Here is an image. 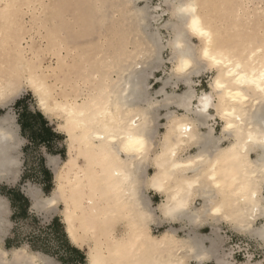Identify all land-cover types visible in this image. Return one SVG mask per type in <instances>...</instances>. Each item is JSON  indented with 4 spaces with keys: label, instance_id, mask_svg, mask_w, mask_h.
Wrapping results in <instances>:
<instances>
[{
    "label": "bare ground",
    "instance_id": "6f19581e",
    "mask_svg": "<svg viewBox=\"0 0 264 264\" xmlns=\"http://www.w3.org/2000/svg\"><path fill=\"white\" fill-rule=\"evenodd\" d=\"M61 1L0 0V107L11 105L28 87L44 115L62 121L58 130L67 138L68 158L49 157L54 172L50 195L44 197L34 187L25 190L32 209L60 211L71 243L88 246L87 264H236L234 249L225 247L222 221L255 240L264 252V6L260 0L258 5L257 0H162L153 9L138 5L150 0H86L91 5L75 13L76 27L69 25L72 33L66 19L59 18V12L53 14L63 10L56 7ZM22 2L39 3L43 15L52 13L56 23L57 18L62 20L47 32L48 47L68 48L67 56L59 60L61 66H54L55 70L67 67L60 92L48 81L52 73L47 76L39 65L21 57V8L27 6L22 7ZM163 5L171 12L162 25L171 33L166 44L153 26L169 12ZM112 9L119 12L116 20L121 23H115L117 36L108 38L105 49L93 39L81 40L75 49L69 38L59 34L88 36L104 22L105 14L112 19ZM167 47L171 68L157 79L162 85L154 90L149 81L163 69L162 52ZM206 50L222 62L214 64L206 58ZM207 71L212 74L209 88L198 92L194 77ZM217 80L223 88H216ZM180 84L185 86L182 93L177 91ZM161 117L164 123H159ZM214 121L221 122L218 135ZM129 133L144 141L143 153L118 150ZM23 143L14 116L0 117V181L12 184L19 179ZM153 177L160 178L164 191L150 186ZM149 190L161 195L157 205ZM8 214L7 202L0 196V264H46L24 247L2 249L1 237L10 226ZM158 221L167 222V227L155 235L152 227L159 229ZM210 221V234L195 231V225ZM175 223L186 224L184 235L179 236ZM120 225L123 231L117 232ZM252 259L246 264H263Z\"/></svg>",
    "mask_w": 264,
    "mask_h": 264
},
{
    "label": "rangeland",
    "instance_id": "374dc122",
    "mask_svg": "<svg viewBox=\"0 0 264 264\" xmlns=\"http://www.w3.org/2000/svg\"><path fill=\"white\" fill-rule=\"evenodd\" d=\"M45 1L47 2V0H45ZM108 1H110V0H108ZM258 1L259 0L255 1V4L258 5V3H259L261 6H264L263 0H260L262 2H260V1L258 2ZM25 2H26V0H25ZM25 2H22V3L24 4ZM161 2H162V0H150L149 3L140 2V3H138V5H139V7H143L146 4H148L153 9L154 7L159 6V4ZM26 3L24 5H22V7L27 5ZM35 4L32 6L27 5L23 8H21V9H23V10H21V14H22V17H21L22 20L21 21H23V22H21V25L25 28V29L23 28V34L20 38V41L18 38V45H20L22 47V50H23V56H21V57L24 58L28 62L30 61V64H32L34 67H36L35 65H37V66L39 65L40 70L42 68L41 71L45 72L46 75H47V73L48 74L52 73V75H50L51 77H49L47 75L48 81H49L51 86L53 83L58 86V87H55L53 85L55 92H57V91L60 92L59 88L61 87V89H62L63 88L62 86L65 85V84L63 85L64 80H62V78H63L62 75H64V74H62V73H64L63 70H66L67 67L63 66V70H60L59 68L57 70H55V68H57V66L60 65L59 60L64 59L63 57L67 56L68 48H66V46L63 44L61 45L62 48L60 46H58L53 50L50 47H48V45L50 43L48 41L47 32L50 33L51 31H54L53 29L56 28V27L53 28L54 25L57 26V25H59V23L60 24L62 23V22H60L62 20H59V18H61V16L66 19L65 20L66 25H68V26L73 25L72 26V28H73L74 27L73 21L75 22L74 16H76L75 13L79 9H80V11H78L79 13L80 12L82 13V11H84L85 9L87 10L89 8L88 5L89 4L91 5V2H87L86 0H75V1L74 0L73 1L72 0H64V2H62V1L58 2V4H57L58 6H56L57 9L60 6L61 9H63V10H59V11L56 10L55 12L53 11L55 9L48 10L50 12L53 11V14L59 12L60 16L58 15L59 18H57L58 19L57 23H56V19L53 20L54 17L52 15V13H50L51 14L50 17L52 18L51 19L50 17L46 16L47 13L45 15H43L44 13L41 10L39 11V9H37L39 7L42 8V6H40L41 4L39 5V3H37V5H39L38 7H36L37 5H35ZM29 7H30V9L28 10ZM169 7L170 6H168V5H163L162 9L169 11V9H170ZM33 8H36V12H34L35 10H33ZM111 11L113 12L115 10L112 9ZM39 12L40 13L42 12V15H43L42 17H41V14H39ZM155 13H156V11H155ZM157 13H162V12L159 11ZM36 15L39 17H37ZM58 16H56V17H58ZM119 16H120V14L117 11H115L112 19H109L110 17L108 18V15L105 14L103 16V17H105V19L101 20V22L102 21H104V22L101 25H97L94 28V31H91L92 33L88 36H86L82 33V35L79 34L81 37L79 35H78L79 36L78 37L76 33L75 34L73 33L75 35V37L77 36L75 38L74 35L71 33L74 32L73 29L76 26L73 29H71V26H69V27L67 26L68 30H70V31L72 30L71 33H67L68 30H65V32L68 34V36H64L63 32L61 33L60 31H57V33L60 32L59 34H61L63 38L64 37L66 39L69 38V39H67V41H71V43L73 44V46H71V47H73L75 49H76V45L78 43H80V42L82 43V41H84L83 43H85L86 40L89 41L92 39H93V44H96V46H98V47H100V46L102 47V45H103L102 48L105 49V47H107V45H108V43H107L108 38L114 39L113 37H115V35H116L115 31H117V30L115 29V26H116L115 23H117V24L121 23L120 20L119 21H117L118 19L116 20V17H119ZM41 18H43V19H41ZM170 18H171V12L169 11L168 13H165L163 15V17H161L157 22L153 23V26L155 27L154 29H159L161 37H162L165 44L167 43L166 41H168L171 38V36H170L171 33L168 30L163 29L162 25H164ZM67 20L72 21V22H69V21L67 22ZM52 21H54V22H52ZM38 22H41L40 23L41 25ZM37 24H39V25H37ZM160 26H162V27H160ZM51 28H53V29L50 31ZM70 31H68V32H70ZM69 34L71 36H69ZM70 37H72L73 39ZM70 39H72V40H70ZM127 40L129 41L130 39H127ZM194 42L197 44V40L196 41L194 40ZM85 46H86V44L83 47L85 48ZM89 47L87 48V46H86V49H88L89 54L96 56V52L93 50V48L90 47L93 50L92 51ZM62 49H64V50H62ZM59 52H61V53L59 54ZM97 52H99V51H97ZM10 53L11 54H10L9 58L11 59L13 55H12V52H10ZM52 54H53V56H52ZM170 57H171V49H169L167 47L162 52V59L164 60V63L162 65L163 69H160L158 72H156L155 76L157 75V77H155V78L152 77L149 81V83L153 89H154V87L152 86V83L154 82V80H157L158 78H163L164 71H166V72L170 71L171 63L168 61V59H170ZM33 60L34 61L36 60L35 64H34ZM66 60L70 61V57L67 58ZM8 61L11 62V60H8ZM54 66H55V68H54ZM46 68L50 69V70H47ZM53 70L57 73L56 76L53 74V72H54ZM58 70H60V71H58ZM58 72L60 73V76H59ZM211 75L212 74L207 71V73H205V74L203 73L199 77H196V79H194V81H196L198 84L196 86V88L201 89V91L202 90H208L207 86L211 80V78H210ZM53 77H54V79H53ZM51 80H52V82H51ZM59 80L62 82H60ZM87 80L89 81V78ZM161 85H162L161 83L158 84L154 90L159 89L161 87ZM86 88L87 87L85 84L84 90ZM171 90H172L171 88L168 89V91H171ZM184 90H185V86L183 84H181V86L179 85V88L177 89V91L179 93H182ZM201 91L198 90V92H201ZM26 112L29 115H33V114L39 115L41 113L44 115L43 111L41 110V107L39 106V102H38L36 95L33 92H31L28 87H24L21 94L15 99V101L11 105H9L7 107H4V106L0 107V117H3L4 115H7V114H11L14 116V118L16 120V124L18 125V128H19V136L22 138V140L24 142L23 146L21 147L22 148V158H21L22 163L19 159L20 164H21L20 165V177L16 181V182H18V184H16L14 188H15V190L16 189L21 190L22 188H24V193H25V190L28 187H34L41 192L42 196L46 197V196L50 195V192L48 193L46 190H44V189H46V187H44V184L47 183V186H48V182H54V172L50 168V166L48 165L49 157H58L61 161H64L68 158V147H67V141H66L67 138L65 135L61 134L60 131L58 130V126L62 121L59 118L57 119V117H54L53 119H51V118L44 115L46 120H48L47 122L49 124H51V128L53 129V131L51 133L46 132V131H44V128H42V126L40 125L39 127H36L35 130L32 131L31 134H34L35 136H34V141H31L30 138L26 137V135L29 133L28 130H27L26 134L24 133L22 135L21 129L19 127V124L22 121V119H24V117H25L24 114ZM161 113L164 114V112H161ZM216 122H217V124H216ZM218 123H219V121H214L215 129L217 126V130H216L217 135L219 134V132L221 130V125H220L221 122L219 125H218ZM49 130H50V128H49ZM159 131L164 132L163 128ZM36 137H38V140L35 139ZM39 139L41 141H39ZM153 153H154V151L152 152V154ZM150 168H151V166L148 168L149 173H153V169L152 168L150 169ZM48 172H50L51 175ZM10 185H12V184H10ZM7 206H8V204H7ZM54 211L55 210L48 211L46 213H40V212H37L33 209V210H31V212L29 211L30 215L26 218L25 217H23V218L20 217L18 219L15 218V220H12V223L9 221L11 223L10 224L11 237L14 238L16 246L21 247V248L24 247V248H26V250H27V248H29L31 246H35L36 247V248H34V249H36L35 251H38L40 253H45V254L51 256L56 261H58V259H61L63 261V264H87V250H85L83 252V254H84L83 256L71 257L70 256L71 254L67 255V252L64 249V242H63L64 236H63L62 232H59L58 229L55 226H53V217L61 218V213H60V211H55V212ZM9 214H10V211H9ZM9 214H8V216H9ZM8 216H7V219H8ZM118 228H119V231H123L122 225L117 227V231H118ZM161 231L162 230L160 228L157 230L154 229L153 233L155 235H158ZM225 231H226V234H224V235H226V245H225L226 249L229 248V250H233L230 247L234 246L236 244H240V243H242V244H240L241 248H243V246H244L243 244H250L251 246H253V248L257 244L256 246L259 247L258 243H256L255 240L251 239L250 237L245 236L242 233H236L229 225H227V228L225 229ZM227 232H229L228 233L229 236L232 235V239H233L232 241H229L228 243H227V240H228ZM210 233H211V231L209 232V234ZM85 247H88V246L86 245ZM250 252H252V251H250ZM243 253L245 254L246 252L244 251ZM258 255H259V257L257 256L256 258H254V255L252 253H248L247 257H245L244 259L240 256L237 261L234 258V261L236 264H246L247 260L250 257H252L253 263L257 262V261H262L264 264V252L261 249L258 252ZM72 256H74V255H72ZM233 257H234V255H233Z\"/></svg>",
    "mask_w": 264,
    "mask_h": 264
},
{
    "label": "crops",
    "instance_id": "0c3cea01",
    "mask_svg": "<svg viewBox=\"0 0 264 264\" xmlns=\"http://www.w3.org/2000/svg\"><path fill=\"white\" fill-rule=\"evenodd\" d=\"M155 77H157V75ZM194 79H196V77H194ZM158 84H160V82L157 80H154V82L152 83V86L154 87V89L157 87ZM180 86H181V84H180ZM207 88H209V87L207 86ZM197 90L201 91V89H199V88H197ZM24 116L25 117L20 122L19 127L21 129L22 135L24 133L26 134V132L28 130L29 133L26 135V137L30 138L31 141H34V136H35L34 134H31L32 131L35 130L36 127H39L40 125L42 126V128H44V131H46V132L51 133L53 131V129L51 128V124H49L47 122L48 120H46V118L44 117V115L42 113L39 115H37V114L29 115L26 112L24 114ZM164 122H165V120L163 119V117H161L159 120V123H164ZM216 124H217V122H216ZM219 124H220V122L218 123V125ZM49 128H50V130H49ZM161 129H162V127L159 130H161ZM216 130H217V126H216ZM35 139L38 140V137H36ZM39 141H41V140L39 139ZM19 151H20V161L22 163V160H21L22 148ZM48 173L50 174V172H48ZM16 184H18V182L12 183V185L7 184L6 182H3V181L0 182V196L4 197L5 200L7 201L8 208L10 211L8 219L11 223H12V220H15V218L18 219L20 217H22V218L28 217L30 215L31 210H33L32 209V202L28 198V196L24 193V188H22L21 190H18V189L15 190L14 187ZM53 186H54V182H48V186H47V183H45L44 187H46V189H44V190H46L48 193L49 192L51 193L53 188H54ZM148 195H149L153 205H157L162 200L161 195L157 194L156 192H154L152 190L148 191ZM197 201H199V200H197ZM197 203H199V202H197ZM166 224H167V222L165 223V222H159L158 221V226L161 230H163L164 228L167 227ZM220 224L222 225L223 229L227 228L226 222L222 221V222H220ZM185 225H186L185 223L184 224H181V223H175L174 224V227L179 229L178 230L179 236L184 235L186 233L187 228ZM212 225H213V222L210 221V222L205 223L203 225H199V226L195 225L194 229L196 232L208 235L212 229ZM53 226H55L59 232H62V234L64 236V238H63L64 239V241H63L64 242V249L66 250L67 255L71 254L70 255L71 257L84 255L83 252L85 250H88V248L87 247L85 248V246L83 248H78L77 246H75L74 244L71 243V241L69 240V238L66 234V231H65V225L63 223L62 215H61V218L53 217ZM10 229H11V227L8 229L7 234L4 235L3 237H1V247L3 250H6V251H13V250L21 248V247L16 246L14 238L11 237ZM153 229H154V227H152V233L154 231ZM117 232H120L119 228H118ZM34 248H36V247L31 246V247L27 248V250L29 252L36 254L39 257L41 263L63 264V261L61 259H58V261H56L51 256H49L45 253H40L38 251H35L36 249H34ZM72 255H74V256H72ZM205 264H213V263L212 262H206Z\"/></svg>",
    "mask_w": 264,
    "mask_h": 264
},
{
    "label": "snow or ice",
    "instance_id": "6c2138e0",
    "mask_svg": "<svg viewBox=\"0 0 264 264\" xmlns=\"http://www.w3.org/2000/svg\"><path fill=\"white\" fill-rule=\"evenodd\" d=\"M196 24H197V21L193 20L192 26H193V30L194 31L196 30ZM201 35H206V33H201ZM204 56L206 58L211 59L214 64H220L222 62L220 60H217L215 57H209V53H208L207 50L204 52ZM229 75H231V73H229ZM261 75H262V79H264V73H262ZM215 86H216L217 89H221V88L224 87V84L221 83L220 80H217ZM230 95H232V94L230 93ZM238 95H239V93L234 94L233 98H235V96H238ZM208 99L209 98L207 96L202 98L203 109L204 110H207V108H208ZM44 103H45L44 100L41 99L40 100V104L44 105ZM227 127L228 128H232L233 125L231 123H229L227 125ZM97 138L100 139V140L105 139L104 136H100V137H97ZM112 138H114V137H113L112 134H110V139H112ZM121 144H122V146L117 145L119 151H123V152H132V151H134V152H137V153H143L144 152V141L141 140V139L136 138L131 133L127 134L126 142L121 141ZM150 186L152 188H154L156 191H161V192L164 191L163 182L160 180L159 177H153ZM166 214H170V212L166 213Z\"/></svg>",
    "mask_w": 264,
    "mask_h": 264
},
{
    "label": "built area",
    "instance_id": "2783aa9c",
    "mask_svg": "<svg viewBox=\"0 0 264 264\" xmlns=\"http://www.w3.org/2000/svg\"><path fill=\"white\" fill-rule=\"evenodd\" d=\"M228 233L229 232H227V235H228L227 243L229 241L233 240L232 235L229 236ZM240 244H242V243H240ZM240 244H236V245L230 247V248L234 249V251H235L234 258L236 261L238 260V258L240 256L244 259L245 257H247L248 253H252L254 255V258H256L257 256L259 257L258 252L260 251V249H259V247L256 246L257 244L254 246V248L250 244H243L244 246H243V248H241ZM227 249H229V248H227ZM244 251L246 252L245 254L243 253ZM250 251H252V252H250Z\"/></svg>",
    "mask_w": 264,
    "mask_h": 264
},
{
    "label": "water",
    "instance_id": "95a60500",
    "mask_svg": "<svg viewBox=\"0 0 264 264\" xmlns=\"http://www.w3.org/2000/svg\"><path fill=\"white\" fill-rule=\"evenodd\" d=\"M20 152V151H19ZM18 155H19V153H18ZM20 156V155H19ZM19 159H20V157H19Z\"/></svg>",
    "mask_w": 264,
    "mask_h": 264
}]
</instances>
